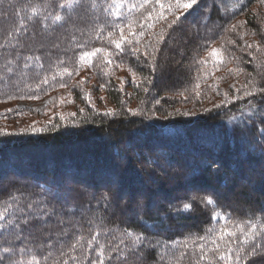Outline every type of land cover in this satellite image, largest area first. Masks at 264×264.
Instances as JSON below:
<instances>
[{"label": "trees", "instance_id": "1", "mask_svg": "<svg viewBox=\"0 0 264 264\" xmlns=\"http://www.w3.org/2000/svg\"><path fill=\"white\" fill-rule=\"evenodd\" d=\"M35 2L46 6L44 15L48 16L47 20L39 15L28 19L32 0H0V44L5 45L0 48V76L8 81L6 84L0 80V102L13 104L8 118L11 122L16 121L10 129L0 125V132L13 133L0 135V158L4 159V162L0 160V167L3 165L4 171H8L9 177L3 175L5 178L18 176L14 180L11 178V183H5L1 188L0 206L10 193L19 188L29 193L30 198H39L49 207H54L55 212L66 221L65 225L58 226L53 220L52 225L37 230L34 245L41 240H54L63 228L68 232L60 237L61 240L73 241L78 230L90 238L94 234L89 230L92 227L90 220L99 223L102 228L116 229L118 236L119 231L125 228L140 231L141 224L137 217H150L148 224L151 225L153 220L165 216V223L152 231L150 238L153 244L159 241L162 245H172L188 234H203L205 228L215 223L211 221V209H205L198 201H193L194 211L191 215L176 213L175 208L181 205L183 199L199 194L194 191L197 189H212L220 193L218 203L226 214L231 213L234 218L244 219L252 214L254 219L264 220L260 215L264 212V155L261 154L264 146L256 142L258 137L254 133L247 138L234 133L229 123L233 115H239V110L248 106L249 100L257 101L258 96L233 101L212 99L211 92H207L206 88L211 81V71H208L207 65L202 69L197 63L199 54L208 46L226 41L227 49L240 58L239 62L253 61L256 70L249 73L258 87H264L262 0H200V11L189 16L172 33V39L166 38L161 45L157 63L165 70L157 71L151 85L140 79L150 73L145 66V57L141 55L138 61L136 57L123 53L113 57L115 61L122 62L120 68L94 60L93 66L85 65L78 75L70 78L65 75L61 80L60 70L64 67L75 69L81 51L95 47L116 51L107 39L96 37L99 26L111 17L105 14L103 8H86L83 12V8H78L63 25L53 24L52 17L61 11L57 0ZM242 3L245 5L243 8ZM9 4L14 7L10 8ZM17 6L23 10L17 12ZM201 17L207 22H202ZM21 21L24 28L19 27ZM241 22H245L243 27H239ZM232 25H237L235 32L231 30ZM16 28H19V35L9 39L8 33ZM186 28L192 30L189 38L185 34ZM159 30L158 25L154 31ZM240 33L249 37L251 47L238 41ZM101 36H106V31ZM79 44H84V48ZM36 57H40V60L37 61ZM129 67L138 72L137 83L140 87L129 83L127 78H122L126 83L116 80L118 73L128 71ZM8 69H11V73ZM45 75L49 77V83L41 85L39 91L26 87V84L34 85ZM53 75L55 80L52 79ZM121 77H125V74ZM13 81L19 82L18 85ZM61 82L66 83L67 87H60ZM196 83L200 84L201 89L195 88ZM102 84L106 85L103 90ZM144 87L149 88L148 93L143 91ZM181 92L185 96L177 94ZM24 93L40 98H18ZM13 95L17 98L9 99ZM89 96H92L95 105L102 106L104 112L88 103ZM154 98L160 99V104H154ZM39 101L45 103L40 111L26 107ZM14 103H23V107L19 108ZM58 106L63 112L61 115L55 111ZM105 108L110 109L112 115H105L108 112ZM132 111L139 114L134 116ZM182 112L189 114L182 116L179 114ZM61 116L64 120L60 119ZM27 120L29 124H26ZM33 120L36 124H32ZM3 122L0 118V124ZM53 124L57 127L54 128ZM256 126H259V122ZM27 127H37L38 131L31 133ZM193 139L198 141L193 142ZM165 141L180 142V146L186 142L188 152L178 150L173 145H164ZM61 149L66 150L64 159L57 156ZM30 160L35 164L28 163ZM211 160L218 165L215 170L206 166ZM29 166L38 170L30 171ZM24 168L28 171L23 173ZM113 174L121 178L118 187L106 186L109 179L113 181ZM60 175L70 183L75 181L63 197L55 195L62 189L58 183ZM25 176L29 179L25 180ZM185 184H189L188 189L194 187L193 192H166L168 185L182 189ZM48 188L52 191H45ZM109 191L123 198L124 193H128V197H135L143 192L144 210L125 218V214L132 211L125 206L128 197L109 205L103 199ZM236 194L240 197L229 200L228 196ZM63 207H66L65 211L61 210ZM49 232L52 233L51 237L44 235ZM100 239L104 240L103 235ZM0 254H3L2 250ZM42 255H47V249H43ZM74 255L80 257V250L77 249ZM140 255L138 259L129 254L125 264H170V261L171 264H194L192 251L188 250L182 257L177 250L174 260H158L155 248ZM93 259H96L94 250L81 258V264H90ZM106 264L110 262L106 261ZM256 264H264V257Z\"/></svg>", "mask_w": 264, "mask_h": 264}, {"label": "snow or ice", "instance_id": "2", "mask_svg": "<svg viewBox=\"0 0 264 264\" xmlns=\"http://www.w3.org/2000/svg\"><path fill=\"white\" fill-rule=\"evenodd\" d=\"M264 2V0H262ZM200 0H62L58 4L61 11H57L52 17L53 24L63 25L72 18L73 13L78 8H90L99 10L103 8L105 14L111 19L105 20L102 26H99V31L96 32V37L107 39L110 45L114 46L116 51H109L107 48L95 47L91 50H83L78 54L77 66L75 69L64 67L60 70L59 75L61 80L66 75L72 77L74 74H79L80 68L85 65L93 66L94 60L97 63L101 61L108 66L115 65L116 68L122 67L121 61H115L114 56L126 54L136 57L143 55L147 61L146 65L150 69L147 76H141L142 82L151 85L157 71H164V66L157 63V57L167 39H172V33L188 20L189 16L197 14L200 11L198 7ZM194 6H197L194 8ZM245 5L242 3L241 8ZM9 7H14L9 4ZM27 7V5L25 6ZM17 12L22 11L20 7H16ZM66 10V11H64ZM46 6L41 5L35 0H32L31 15L28 19L31 20L35 16H43L47 20L48 16L44 15ZM63 12V14H61ZM171 17V19H169ZM202 22H207L204 17H201ZM245 22H241L239 27H243ZM160 26L158 32L154 31L157 26ZM20 28H24V22H20ZM47 28L48 26L45 25ZM237 25H232L231 30L236 31ZM106 31V36L102 37L101 33ZM255 34V33H253ZM19 35V28L8 33L9 39ZM147 38V39H146ZM243 37L241 36V39ZM75 39V38H74ZM0 44V48L4 47ZM15 47V45H12ZM59 45H56L58 47ZM84 48V44L78 45ZM251 47V45H248ZM224 49L212 48L209 52L211 63L215 70H219V66L224 63L222 53ZM32 59V57H26ZM39 61L40 57H36ZM12 63L11 60L8 61ZM63 63V61H61ZM202 69L209 63L208 60H197ZM27 67V65H25ZM42 67V65H41ZM11 73V69H8ZM236 71H241L237 69ZM129 72L133 77L132 83L136 87H140L137 83L138 72L129 67ZM55 80V75L52 76ZM0 80L8 81L4 76H0ZM18 85L19 82L13 81ZM49 77L47 75L39 79L34 85L26 84L29 89L35 88L37 91L41 89V85H47ZM122 83L126 81L122 80ZM251 85V87H249ZM60 87H67L64 82L60 83ZM106 85L102 84L103 90ZM234 87V86H233ZM196 89L200 88V84L196 83ZM243 97L258 96L257 101L249 100L248 106L245 109L239 110V115H233L229 123L232 125L234 133H239L241 137L247 138L255 134L258 137L256 141L259 145L264 146V87H258L253 81H248L244 86ZM145 93L149 92L148 87H144ZM187 91V90H185ZM239 91V90H237ZM185 96L184 92L177 93ZM199 96V92H197ZM227 98V94H225ZM243 97L237 96V99ZM17 96H10L9 99H16ZM20 99H39L38 95H28L24 93L20 95ZM186 98V97H185ZM154 104H160V99L154 98ZM143 104L144 101L141 100ZM221 107V105H215ZM12 112L8 109L5 113H0V118H7V114ZM83 112V109H81ZM132 115H138L136 111H132ZM182 116H187L189 113H179ZM105 115H112L111 112ZM169 116L171 113L168 114ZM64 120V117H60ZM257 122L259 126L257 127ZM53 127H57L53 124ZM38 131L33 128V132ZM0 135L9 136L13 133L0 132ZM251 147V145H250ZM254 150V149H253ZM261 154L264 155V147L261 148ZM208 168L218 166L216 161L211 160L206 163ZM120 177L113 174V183L118 187ZM151 179V177H150ZM51 192L52 189H45ZM196 193L187 199H183L180 206L175 208L176 213L182 215H191L194 211L193 201H198L205 209H211V224L204 229L203 234H188L181 241H176L172 245L161 244L157 241L153 244L150 238V233L159 229L166 220V216L153 220L152 224H148V218H139L141 230L121 229L119 235H116L117 230L112 228H102L99 223L89 221L92 227L89 229L94 234L91 237H86L82 232L76 235V238L69 242L61 240L60 237L66 236L68 230L63 228L61 232L56 234V238L41 240L39 244L34 245L33 242L37 239L34 233L37 230H42L49 225H52L53 220L58 226H63L66 221L61 218L60 214L55 212L54 207H49L43 200L39 198L32 199L30 194L16 189L10 193L5 199L3 206H0V264H81V258L87 256L93 250L95 251L96 259L90 260V264H125L129 254L141 258V253H144L153 248L157 249L158 260L163 261L167 258L176 257L177 250L180 251L181 257L187 254L190 248L194 264H256V261L264 257V220L253 218L249 214L244 219L234 218L231 213H225L223 206L218 203L221 196L220 193L212 189H197ZM59 196V192L55 193ZM144 193L140 192L135 197H128L125 200V206L129 207L133 212L136 210H144ZM103 199L111 203H118L123 197L114 195L111 191L103 196ZM261 217H264V212H261ZM221 221L223 223H221ZM102 223V222H101ZM76 227V225H73ZM45 236L51 237L52 233H44ZM103 235L104 240L101 241ZM115 239V243L113 240ZM95 245V249L93 246ZM163 251H160V249ZM43 249H47V255L40 256ZM77 249L80 250L81 256L74 255ZM55 252V256L53 253ZM198 253V255H197ZM40 256L38 259L37 257ZM171 264V261H170Z\"/></svg>", "mask_w": 264, "mask_h": 264}, {"label": "rangeland", "instance_id": "3", "mask_svg": "<svg viewBox=\"0 0 264 264\" xmlns=\"http://www.w3.org/2000/svg\"><path fill=\"white\" fill-rule=\"evenodd\" d=\"M57 2H58V4L60 3V2H62V0H57ZM208 5L210 4V2L209 3H207ZM86 8H83V10H82V12L85 10ZM191 28H186L185 29V34H186V36L189 38L190 37V35H191ZM241 36L243 37L242 39H241ZM238 41L240 42V43H242L243 45H251L252 43L250 42V41H248V39H249V37L248 36H246V34H243V33H240L239 35H238ZM238 41H236V42H238ZM253 45H256V44H253ZM227 46H228V42H224V43H222V44H216V43H212L210 46H208L203 52H202V54H199V56H198V59H199V57H200V60H208L209 61V63L207 64V67H208V71H211V81L210 82H208V85H206V88H207V92H211V98L212 99H216L217 98V101H221V100H226L227 99V101H233V100H235V99H237V96H241V97H243V92H244V90H245V88H244V86L246 85V84H248V81H253L252 80V77L253 76H251V74L249 73V71H254V70H256L255 68H253V61H240L239 62V60L238 59H240L237 55H235L234 53H233V51L232 52H230V50L229 49H227ZM212 48H216V49H224L225 51L222 53V55H223V58H224V63L223 64H221L220 66H219V70H215L214 68H213V66H212V63H211V57L209 56V52L211 51V49ZM247 64V65H246ZM224 66V67H223ZM221 67H223V68H221ZM247 67V68H246ZM237 69H241V71H236ZM248 69V70H247ZM123 74H125V77H121V75H123ZM244 74V75H243ZM119 77V78H118ZM245 77H247V78H245ZM248 77H250V78H248ZM122 78H127L126 80L127 81H129V83L130 82H132V80H133V77L131 76V74H130V72H129V70L128 71H126V72H123V71H120L119 73H118V76H117V79L116 80H120V81H122ZM254 82V81H253ZM207 84V83H206ZM234 86V87H233ZM258 86V85H257ZM249 87H251V85H249ZM201 89V88H200ZM237 90H239V91H237ZM204 92V91H203ZM214 92V93H213ZM225 94H227V98L225 97ZM101 98H103L104 99V97L101 95ZM87 101H88V103H90L91 104V106L92 107H96V108H98L100 111H102V112H104L102 109V106H99V105H95V103L93 102V100H92V96H89L88 98H87ZM59 102V101H58ZM23 103H14V105H16V106H18L19 108H21V107H23V105H22ZM44 104L45 103H42L41 101H39V102H32V103H30V104H27L28 106H26V107H29L30 109H34L35 111L37 110V111H40V110H42V107L44 106ZM64 106V105H63ZM204 106V104L202 105V107ZM107 108H110V109H112L110 106L108 107V106H106ZM10 108H14V106H13V104H11V103H8V102H0V113H5V112H7V110L8 109H10ZM106 109V108H105ZM110 109H106L105 111H108V112H110L111 110ZM55 111H57V114H59L60 113V115L61 114H63V112H62V110L59 108V106H58V108L55 110ZM57 114H54V115H57ZM10 116V114L8 113L7 114V118L5 119V118H1L2 119V121H4L3 123H1L0 125L3 127V128H5V129H10L11 128V125H13V124H15L16 123V121L14 120V122H11V120L8 118ZM30 119H32V118H30ZM23 120H26V118H23ZM27 123L26 124H29V122L30 121H26ZM32 124H36V122L33 120L32 121ZM27 126H29V125H27ZM28 129H29V132H31V133H35V132H33V128L32 127H27ZM37 128V127H36ZM35 128V129H36ZM190 138V137H189ZM198 141V139H193V142H197ZM210 141V140H209ZM182 142V141H181ZM193 142H190V144L192 143L193 144ZM163 144L164 145H173L176 149H178V150H181V149H185V148H187L188 147V149H189V146L186 144V142L184 143V142H182V145L183 146H180L181 145V143L179 142H171V141H165V142H163ZM188 149H185L187 152H188ZM59 150V149H58ZM63 149H61V151H59V155H57V156H60V157H62L63 159H64V156L66 155V150H63ZM80 150V149H79ZM177 150V151H178ZM35 152V151H34ZM51 153H52V151H51ZM53 154V153H52ZM4 155V154H3ZM56 154H55V152H54V156H55ZM0 160H2L3 162H4V159L3 158H0ZM22 160H24L23 158H22ZM28 163H33V164H35L34 163V161H28ZM116 163L118 164V162L116 161ZM4 164V163H3ZM118 165H120V164H118ZM109 166V165H108ZM30 171H32V170H38V169H35V168H32V167H30L29 166V168H28ZM48 169L49 170H51L52 169V167H48ZM24 171H25V168H24V170H23V173H24ZM28 171V170H27ZM27 171H25V172H27ZM3 173H5V174H3ZM8 171H7V169H6V171H4V168H3V165L0 167V190H1V188L3 187V185L5 184V183H11V178L14 180V179H17V177L16 178H13L12 176H10L11 178H7V177H9L8 175ZM3 175H5V176H7L6 178H5V176H3ZM29 179V177L28 176H25V180H27V179ZM59 178V184H61V187H62V189L60 190L59 189V196L60 197H63L66 193H68L67 191V188L68 187H70L71 185H72V183L73 184H75L74 182H69V180H67L66 178H64V176H62V175H60V177H58ZM101 179H98V181H100ZM81 183H83V181H80ZM100 184H105V183H100ZM100 184H98V185H100ZM109 186V187H113V186H111V185H115V184H113V181L111 180V179H109V181L107 182V184H106V186ZM19 186H23V185H19ZM101 186V185H100ZM185 187L184 188H182V189H177V187L176 188H174V186H172V185H168L167 187H168V189L166 190V192H168L167 194H174V193H176V192H180V193H186V194H189V193H191V192H193V190L195 189L194 187H191L190 189H188V186H189V184H185L184 185ZM127 187H128V184H127ZM60 188V187H59ZM104 188V187H103ZM142 188H140V190H141ZM133 191H134V189H132ZM84 192L87 194L88 192L87 191H85L84 190ZM92 192V191H91ZM98 192H99V190H98ZM228 192V191H227ZM252 194L254 193V192H251ZM89 194V193H88ZM128 197V193H124V198H127ZM162 197V196H161ZM170 197V196H169ZM233 197H240L239 195H237L236 194V196H228V198H230L229 200H231ZM123 198V199H124ZM233 200V199H232ZM263 203H264V201H263ZM61 210H63V211H65L66 210V207H63ZM136 212H138V210H136L135 212H133V211H130V213L129 214H125V218H127V217H129V216H132V215H134V214H136ZM188 251H191V249L189 248L188 249Z\"/></svg>", "mask_w": 264, "mask_h": 264}]
</instances>
